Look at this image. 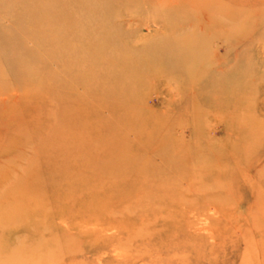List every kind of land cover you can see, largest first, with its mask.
Here are the masks:
<instances>
[{
	"label": "rangeland",
	"instance_id": "374dc122",
	"mask_svg": "<svg viewBox=\"0 0 264 264\" xmlns=\"http://www.w3.org/2000/svg\"><path fill=\"white\" fill-rule=\"evenodd\" d=\"M77 1L0 0V264H264V0Z\"/></svg>",
	"mask_w": 264,
	"mask_h": 264
},
{
	"label": "bare ground",
	"instance_id": "6f19581e",
	"mask_svg": "<svg viewBox=\"0 0 264 264\" xmlns=\"http://www.w3.org/2000/svg\"><path fill=\"white\" fill-rule=\"evenodd\" d=\"M79 1V0H78ZM77 1V2H78ZM89 2V0H80V3H83L84 5L86 4V3H88ZM101 6H103V8H104V6H105V3H104V5H102L101 4ZM85 7H86V5H85ZM14 176V175H13ZM21 177V176H20ZM15 178V177H14ZM22 179H24V178H22ZM13 180V179H12ZM21 180V179H20ZM10 181V180H9ZM21 182V181H20ZM23 182V181H22ZM19 184V183H18ZM20 185V184H19ZM14 247V246H13ZM35 253V252H34ZM3 261V260H2Z\"/></svg>",
	"mask_w": 264,
	"mask_h": 264
}]
</instances>
